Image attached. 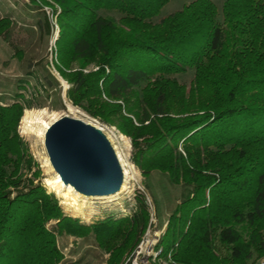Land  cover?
Masks as SVG:
<instances>
[{
  "label": "trees",
  "instance_id": "obj_1",
  "mask_svg": "<svg viewBox=\"0 0 264 264\" xmlns=\"http://www.w3.org/2000/svg\"><path fill=\"white\" fill-rule=\"evenodd\" d=\"M49 1L60 8L56 53L69 100L95 117L123 121V132L144 139L141 169L183 189L158 245L163 256L175 264L263 258L264 0H226L222 22L210 0L160 20L170 0ZM10 26L1 20L0 34ZM92 65L98 69L86 73ZM73 66L79 71L67 73ZM189 73L188 86L178 77ZM16 83L14 103L0 105V264H61L57 236H93L110 254L107 263L120 264L146 232L147 207L138 200L130 217L92 226L65 216L34 184L41 172L17 134L33 101L20 93L29 82Z\"/></svg>",
  "mask_w": 264,
  "mask_h": 264
},
{
  "label": "rangeland",
  "instance_id": "obj_2",
  "mask_svg": "<svg viewBox=\"0 0 264 264\" xmlns=\"http://www.w3.org/2000/svg\"><path fill=\"white\" fill-rule=\"evenodd\" d=\"M45 1L53 7L51 8V6L40 3V7L37 9L31 5L30 0H0V21L9 20L11 22V26L6 31L3 30L0 34V105L4 107L12 105L14 103L13 96L17 92L16 82L22 79L26 80L29 82L26 87L27 89L20 93L25 94L27 100H32L33 102L31 108L24 110L23 115L26 110L45 109L58 113L60 118L67 116L83 122L87 121L88 124L96 128L99 127L98 129L108 139L110 138L109 141L115 153H119L125 167L129 170L130 167L132 168L134 166L133 170H136L129 176V192L127 194H121L116 199L117 201H112V203L90 201L91 203H95L94 207L100 208L98 216H94L90 220L72 217L66 214L65 206L56 194L49 192L46 188L45 179L47 178V174L43 168L42 159L47 154L41 146H38L34 150L33 144L22 134V116L18 124L17 134L27 146L28 153L33 158L34 163L38 165L37 167L41 172L34 184H40L49 195L55 197L63 209L65 216L77 219L85 226H92L108 217H113L116 220L128 218L138 211V200L143 201L149 213V223L146 232L148 230L152 232L158 230L165 233L170 215L176 205L181 202L183 189L179 186H172L162 176L152 175L151 172L144 171L143 167L141 169L140 166L144 162H139L146 157L144 153L146 149L144 139H134L132 136L123 132L121 130L123 121L111 115L108 121L95 117L85 112L83 108L73 105L69 100L68 91L71 85L58 71L60 64L56 53V43L60 37V29L57 25V16L60 13V8L53 4L52 1ZM194 1L196 0H170L161 9L157 20L181 11L185 5L193 3ZM210 1L217 7V21L222 22V8L226 0ZM42 13L47 17V25L41 16ZM40 19L43 22L40 24L41 29L36 25ZM96 69H98L97 66L92 65L86 69V73L96 71ZM76 71H79V68L73 66L72 70L66 72L74 73ZM192 79V73H189L187 76L178 77L181 83L188 86ZM67 103L77 111H69L67 109ZM116 103L111 102V104ZM123 115L132 119L134 124L140 127V124H137L134 119V115H129L125 112H123ZM169 117L175 118L173 115H169ZM148 124L145 126H148ZM37 170V168L33 169L28 175V178H31ZM145 173L152 176L151 179L147 178ZM108 205L110 206L107 207ZM55 225L56 222L52 221L49 223L48 228L52 229ZM144 235L141 237L138 245L134 247L135 249L132 252H127L123 256L120 264L131 263L132 256L140 245ZM57 246L63 255L61 264H108L107 262L110 259V254L98 247L93 236L86 238L57 236ZM263 261L264 257L250 264H261Z\"/></svg>",
  "mask_w": 264,
  "mask_h": 264
},
{
  "label": "water",
  "instance_id": "obj_3",
  "mask_svg": "<svg viewBox=\"0 0 264 264\" xmlns=\"http://www.w3.org/2000/svg\"><path fill=\"white\" fill-rule=\"evenodd\" d=\"M45 151L63 184L84 197H109L123 184V170L105 134L81 120L60 118L47 130Z\"/></svg>",
  "mask_w": 264,
  "mask_h": 264
},
{
  "label": "bare ground",
  "instance_id": "obj_4",
  "mask_svg": "<svg viewBox=\"0 0 264 264\" xmlns=\"http://www.w3.org/2000/svg\"><path fill=\"white\" fill-rule=\"evenodd\" d=\"M67 109L69 111H77L71 105L67 103ZM80 114V113H79ZM60 119V115L56 112H50L45 109L41 110H26L23 115V119L21 122V131L24 136L28 138V140L33 144L34 150L41 146L45 150V136L47 130ZM87 124L88 122L85 121ZM99 128V127H98ZM97 128V129H98ZM100 130V129H99ZM123 138V137H121ZM110 139V138H109ZM124 139V138H123ZM117 157L122 166L123 170V184L121 189L115 195L109 197H84L78 192H76L72 187H66L63 182L60 180L58 174L55 173L48 156L46 155L42 159L43 168L46 171L47 178L45 179L46 188L51 193H55L56 196L61 200V203L65 206L66 214H69L72 217L90 220L94 216L99 215V209L94 207L95 203H91L90 201H101L112 203V201H117L116 199L123 193H128L129 187L128 182L130 179V175L135 172L133 170L134 166L128 170L121 156L117 152ZM119 205V204H118ZM108 205L107 207H109ZM117 206V205H116ZM159 248V247H158ZM162 249V248H161ZM165 257V256H163Z\"/></svg>",
  "mask_w": 264,
  "mask_h": 264
},
{
  "label": "built area",
  "instance_id": "obj_5",
  "mask_svg": "<svg viewBox=\"0 0 264 264\" xmlns=\"http://www.w3.org/2000/svg\"><path fill=\"white\" fill-rule=\"evenodd\" d=\"M163 233L148 230L134 252L130 264H175L171 255L163 257V250L158 248ZM261 264H264V261Z\"/></svg>",
  "mask_w": 264,
  "mask_h": 264
}]
</instances>
